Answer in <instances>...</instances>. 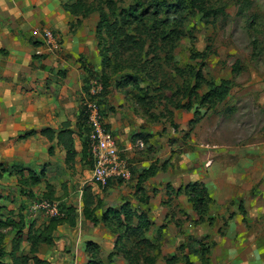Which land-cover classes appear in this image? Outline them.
<instances>
[{"label":"rangeland","instance_id":"374dc122","mask_svg":"<svg viewBox=\"0 0 264 264\" xmlns=\"http://www.w3.org/2000/svg\"><path fill=\"white\" fill-rule=\"evenodd\" d=\"M141 1L145 5L138 6L142 9L140 22L112 19L115 27L104 33L117 52L110 54L112 67L104 73L99 54L96 65L88 54H72L65 37L63 53L39 55L35 50L33 58L54 59L58 63L53 73L52 96L63 92L61 81L75 70L74 81L68 80L64 91L74 92L67 99V110L79 145L83 136L89 142L87 102L97 100L105 124L110 125V118L124 119L133 133L147 128L152 132L149 142L142 146L138 143L133 152L140 156V162L147 157L155 171L166 160L163 177H155L154 183L149 184L150 178H140L143 170L134 175L131 159L119 149L130 162L132 178L98 187L91 179V154L87 164L65 166L59 158L57 162L50 161L47 150L51 143L45 138L30 144L27 140H10L0 146V222H5L6 232L3 247L11 252L19 231L11 224L17 225L20 218L26 224L23 236L32 223L42 227L49 220L42 210L32 208L42 198L57 201L62 207L74 206L80 212L81 188L92 186L94 193L103 194L105 200L103 210L98 212L101 216L108 206H119L124 200L135 201V209L141 211L140 203L168 190L167 197H163L168 208L166 227H152L148 234L152 247L137 248L136 237L125 236L130 256L137 264H165L166 257L172 255L179 257L176 264H264V0H216L213 11L219 13L204 15L198 11L191 16L181 27L185 34L175 45H166L159 39L151 0ZM137 3L138 0H116L118 11ZM99 21V13L95 12L80 27L85 31L88 49L97 52ZM209 46L213 53L203 69L205 78L217 83L234 79L233 88L222 103L201 105L199 98H193L192 110L177 109V105L189 103L195 70L201 64V60L192 57V48L203 52ZM236 65L240 67L237 74L233 73ZM97 86L108 92L94 96L91 91L99 92ZM207 91L204 84L197 92L202 96ZM194 118L198 122L191 125ZM53 145L56 155L60 148ZM171 169L175 170L173 174ZM30 172L40 176L39 185L32 184ZM204 179L216 201L209 214L214 217V224L196 223L198 217L188 196L176 194L182 186ZM48 182L53 186L52 198L48 197ZM8 218L10 222H6ZM103 230L80 216L76 228L60 225L55 245H41L38 255L50 264H88L91 257L84 252L85 240L93 238L104 244ZM182 244L185 247L181 250ZM21 249L22 253H29L30 243L25 237ZM101 259L107 264H118L117 259L109 263L105 250H101ZM206 259L209 262L205 263ZM0 262L12 264L9 256L0 258Z\"/></svg>","mask_w":264,"mask_h":264},{"label":"trees","instance_id":"16d2710c","mask_svg":"<svg viewBox=\"0 0 264 264\" xmlns=\"http://www.w3.org/2000/svg\"><path fill=\"white\" fill-rule=\"evenodd\" d=\"M60 1L63 8L75 18V21L71 22L70 24L71 32H75V30L83 24V21L89 18L93 13H99L100 21L96 26V37L99 40L98 54L101 58L100 63L102 66V73H104L108 67H112L110 54H117V52H114L116 51V49L114 50L115 46L109 44L107 42V37L104 35L106 31L110 33V30L115 27V25H113L112 19H115L117 22L119 20L129 21L131 19L136 22H140V20H142L140 19V10L142 9H139L138 6L142 7L145 5L144 2L138 0L137 5H132L127 9L123 8L118 11L116 0H98V2L97 0ZM214 2H216V0H151L150 5L154 7L156 13L153 18V22L156 24L154 28L159 35V39H161V41H163V43L166 45H175L176 42L185 34V31L182 30L181 27L191 16L196 15L198 11L203 12L204 15H208L209 13H219L216 10L213 11L215 9V5L213 4ZM242 2L249 3V0H242ZM243 6L241 10L244 8ZM212 53L213 50L210 46L207 47V49L203 52L197 50L196 48H192V57L196 60H201V64H199L197 71L195 70V85L190 89L191 92L188 94L189 103L177 105V109L192 110L193 103L191 101L193 98H199L201 105H206L209 103L216 105L218 103H222L228 97L235 84L234 79L222 80L221 82L217 83L214 80H207L203 74L206 61L210 55H212ZM239 70V65H236L233 69V73L237 74ZM204 84L207 85L208 91L204 95L199 96L197 91L201 89ZM107 92L108 91H106L105 87H103L101 93L106 94ZM142 100L144 101V98H142ZM197 122L198 118H194L190 121V124L194 125ZM105 125L107 129L110 130L109 124L106 123ZM38 134L46 138L51 143L48 149L50 155L55 154V146L53 145L54 143H57L59 146H61L66 152V163L70 166H73L76 163L77 157L80 153L82 154V161L86 160L90 154L92 155L90 143L87 141V139H85L84 136L82 137V151L79 152L76 149L75 132L72 129V123L70 121L63 123L59 130L46 128L38 131L33 129L21 134L18 139L25 140ZM151 136V134L139 133L135 134L133 138L136 140L141 139L145 144H147ZM155 173V169H152L151 166L150 168L143 171V173L140 175V178L142 177V180H145L146 178L154 176ZM30 177L32 179L31 181L33 185H39L42 182L40 176H37L35 172H30ZM112 182L123 181L111 180L109 184ZM46 188L49 193L48 197H54L52 184L48 182L46 184ZM139 189H141V187H139ZM181 193H185L188 196L189 202L192 204V208L198 217L196 223L209 222L210 224H214L215 219L209 214L216 201L212 198L206 183L202 181L190 182L176 191L177 195H180ZM82 200L83 217L86 220L92 222L94 225L102 222L104 226L116 236L114 240V247L108 255L109 263H113L116 257L121 256L127 261L128 264H137L134 260H132L133 258L130 256L131 248L125 243L124 240L125 236L128 237L130 234H132L136 237L135 247H152V243L150 241L151 239L148 234L152 229L153 222L151 221L148 212L134 209L131 206V203L127 201L119 208L112 206L107 207L103 212L102 217L99 218L97 213L105 206V203L104 199L100 198V196L94 193L92 186H86L83 188ZM61 209L65 212L64 216L49 218V220L42 227L36 226L34 223H32L27 229L26 236H23V231L26 228L23 218H20V221L17 225L11 224V226H17L19 231L16 238L13 240V246L10 253L4 249L2 244L6 236V232L3 230L5 222L1 221L0 258L9 256L12 264H31L32 262L34 264H50L48 260L42 259L38 255L40 246L55 245V232L57 231L59 225L67 224L71 227H76L78 222V213L74 206H67V208L61 206ZM233 215L234 214L231 213L230 217ZM6 222H10L9 218L6 220ZM165 227L166 224H163L158 227V230H164ZM24 237L30 243L29 253H22L21 244L24 241ZM184 247V244H182L179 249L182 250ZM201 247L203 249L206 248L203 242L201 243ZM85 251L91 257L88 264H107L101 259V247L97 243L93 241H87L85 243ZM178 260V256L172 255L171 257H166L165 264H176ZM204 262L207 263L209 260L206 259ZM0 264H5V262H0ZM188 264H190V262Z\"/></svg>","mask_w":264,"mask_h":264},{"label":"crops","instance_id":"0c3cea01","mask_svg":"<svg viewBox=\"0 0 264 264\" xmlns=\"http://www.w3.org/2000/svg\"><path fill=\"white\" fill-rule=\"evenodd\" d=\"M73 18L74 17L63 8L60 0H0V146H3L10 140L18 139L22 134L21 132L33 129L41 131L46 128L59 130L63 123L69 121V112L67 110L69 102L67 99L70 95L74 94V92L71 91L68 94L64 90L67 87L66 84H68V80L70 82L74 81L73 75L75 70L69 72V78L61 81V84L64 85L63 92H55L54 96H52L54 80L53 73L56 72L58 63L54 59L36 60L33 58V53L38 45H36V43L40 42L42 30L44 28H51L57 31L63 40L64 37L68 40L69 43L67 44L69 45L70 53H77L78 55L79 53L88 54L90 55L92 63L96 65V63L99 62L97 58L98 52L93 48L88 49L87 39L84 38L85 31L83 30V27L80 28L83 24L78 27L75 32H71L70 24L73 21ZM63 44V51H65L66 43L63 41ZM76 73L80 75L79 70ZM77 85L78 84L76 83L75 86ZM109 123L110 131L115 135L119 149L127 155L133 163V174L135 175L136 171H144L150 168L152 165L147 160V157H144L146 159L145 161L140 162V156H136L133 152L141 140H136L133 136L139 133L153 135L152 132L147 128L133 133V128L124 119L118 121L117 119L110 118ZM43 138L44 137L38 134L23 141L27 140L30 144L33 141L42 142ZM56 145V147H59L60 149H58V152H56V155L54 156L50 155L47 150L48 158L51 162H57V158H59V161H62L63 164L67 166L65 150L57 143ZM75 145L79 152L82 151V143L79 145L75 141ZM18 154L22 155L17 152L16 155ZM45 155L46 153L42 154V156ZM87 160L88 158L82 161V154L80 153L77 157L75 166L77 164V166L87 164ZM165 161L158 164L160 167L158 169L159 171L157 170L155 175L150 177L149 184L151 182L154 183L155 177H163L162 175H164V172L162 171V165ZM217 168H220V166H217ZM174 171V169H171L170 172L173 174ZM206 181L207 179L203 180L204 183H206ZM146 189L149 191V188ZM80 192L79 207L81 211L78 212L77 210L78 221L80 216H83V188H81ZM167 192L168 190L163 194L164 196L161 194L157 197H151L149 202L145 204L140 203L141 211L148 212L149 217L153 222V228L160 227L164 224L168 208L163 204V197H167L165 196ZM96 194L104 199L103 194H100L99 192ZM150 194L151 193L148 192V195ZM56 197L60 198L59 196ZM127 201H129L131 206L135 209V201L131 200L121 201L119 206L112 207L119 208ZM97 214L98 217L101 218L103 212L101 216H99V213ZM84 220L86 219L84 218ZM86 221L89 225L90 223L94 225L89 220ZM97 225L104 229L103 235L106 238L104 244L93 240V238L86 239L85 243L87 241L97 243L102 247V251L105 250V252H107L108 258L109 253L114 247L115 238H113L111 232L102 222ZM84 252H86L85 248ZM115 259H117L118 264H127V261L121 256H118Z\"/></svg>","mask_w":264,"mask_h":264},{"label":"built area","instance_id":"2783aa9c","mask_svg":"<svg viewBox=\"0 0 264 264\" xmlns=\"http://www.w3.org/2000/svg\"><path fill=\"white\" fill-rule=\"evenodd\" d=\"M63 50L64 44L60 34L51 28H44L36 53L39 55L59 54ZM97 89L99 92L97 90L91 91L94 96L99 95L103 87L97 86ZM87 114V122L91 129L89 143L94 159L92 182L98 187H106L111 180H122L123 182L130 180L132 178L130 162L122 156L116 137L107 129L97 100L87 102ZM139 143L141 146L144 144L142 140ZM32 208L42 210L49 218L65 215L59 202L48 199L34 203Z\"/></svg>","mask_w":264,"mask_h":264}]
</instances>
